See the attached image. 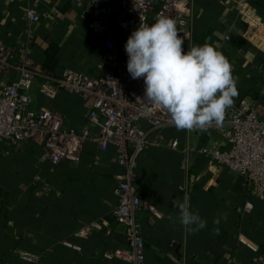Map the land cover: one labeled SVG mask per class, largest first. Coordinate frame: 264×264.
Wrapping results in <instances>:
<instances>
[{"label": "crops", "instance_id": "obj_1", "mask_svg": "<svg viewBox=\"0 0 264 264\" xmlns=\"http://www.w3.org/2000/svg\"><path fill=\"white\" fill-rule=\"evenodd\" d=\"M193 6L192 38L183 46L208 43L232 65L239 95L264 107V0H189ZM41 20L32 24L27 13ZM91 30L84 4L78 0H0V93L32 68L51 78L73 70L89 78L101 76L99 61L104 41L118 38V28ZM112 28V29H111ZM37 78L26 93L31 108L62 115L63 127L78 133L97 129L89 122L90 101L62 89L54 99L39 90ZM149 131L146 123L141 124ZM225 125L206 132L181 131L171 124L149 132L150 143L138 158L136 187L144 204L138 218L146 264H264V201L255 197L244 176L233 174L213 159L216 150L229 148ZM178 141L172 148L169 143ZM115 151L84 144L78 162L53 164L34 142L0 143V264H28L15 250L41 256L40 264H129L106 260L104 251L127 246L125 227L114 216L116 177L122 173ZM190 196V210L207 226L187 233L174 199ZM219 223H214V220ZM89 228L85 237L76 234ZM218 233V234H217ZM243 237L256 246L253 252ZM70 241L77 251L64 245Z\"/></svg>", "mask_w": 264, "mask_h": 264}, {"label": "built area", "instance_id": "obj_2", "mask_svg": "<svg viewBox=\"0 0 264 264\" xmlns=\"http://www.w3.org/2000/svg\"><path fill=\"white\" fill-rule=\"evenodd\" d=\"M84 4L89 26L98 34L110 29L106 23L111 20L113 28L127 24L138 28L141 19L154 23L158 14L168 15L177 20L185 40L192 38L193 6L189 0H78ZM249 0H240L244 6ZM141 18V19H140ZM41 18L34 10L27 13V21L35 24ZM112 29V28H111ZM184 51L187 49L182 46ZM128 55L118 41L107 37L104 52L99 61L100 77L92 79L73 70H66L61 77L51 78L32 68H23L20 76L9 83L0 93V143L19 144L34 142L45 150L53 164L78 162L84 144L95 142L106 151H115L117 163L122 168L114 190L115 206L113 216L125 227L127 246L104 251L106 260H123L129 264H146L144 239L138 213L145 207L160 217L153 206L144 204L136 187L138 158L150 143L149 132L171 125L169 116L161 110L148 111L137 102L144 96L143 78L133 79L127 71ZM37 78L44 82L39 90L54 99L59 90L65 89L90 101L89 122L97 129L77 132L63 127L61 114L51 111H36L31 108L30 90ZM149 126V131L142 127ZM225 138L229 148L216 150L213 159L227 167L233 174L244 176L252 194L264 201V107L250 104L246 99L234 101L227 110L223 122ZM172 148L178 141L169 143ZM89 228L79 231L78 237H85ZM240 243L257 252L256 246L245 238ZM66 247L80 251L81 247L65 241ZM19 260L28 264H40L37 253L17 249Z\"/></svg>", "mask_w": 264, "mask_h": 264}, {"label": "clouds", "instance_id": "obj_3", "mask_svg": "<svg viewBox=\"0 0 264 264\" xmlns=\"http://www.w3.org/2000/svg\"><path fill=\"white\" fill-rule=\"evenodd\" d=\"M178 33L175 18L158 14L152 24L141 19L128 37L127 71L133 79L144 80V96L137 97V102L148 111L165 112L177 130L206 132L212 126L222 127L227 110L239 95L232 65L208 43L192 45L185 52ZM172 204L179 214L174 218L169 213L170 222L178 220L189 234L206 228V220L190 210L187 193Z\"/></svg>", "mask_w": 264, "mask_h": 264}, {"label": "trees", "instance_id": "obj_4", "mask_svg": "<svg viewBox=\"0 0 264 264\" xmlns=\"http://www.w3.org/2000/svg\"><path fill=\"white\" fill-rule=\"evenodd\" d=\"M135 30V28L127 25V24H123L122 26H120L119 30H118V38L119 40L123 43L126 44L128 37L130 36L131 32Z\"/></svg>", "mask_w": 264, "mask_h": 264}]
</instances>
